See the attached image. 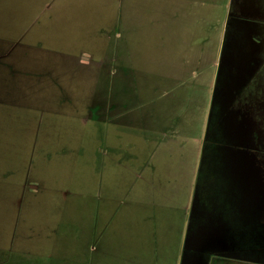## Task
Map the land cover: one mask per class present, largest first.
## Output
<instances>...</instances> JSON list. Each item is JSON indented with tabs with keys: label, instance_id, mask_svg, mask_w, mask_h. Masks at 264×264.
<instances>
[{
	"label": "rangeland",
	"instance_id": "rangeland-1",
	"mask_svg": "<svg viewBox=\"0 0 264 264\" xmlns=\"http://www.w3.org/2000/svg\"><path fill=\"white\" fill-rule=\"evenodd\" d=\"M244 4L245 18L234 16L238 9L230 13V0L202 4L211 51L197 80L184 87L182 104L176 88L164 97L167 85L157 80L167 71L169 12L181 14L183 0H125L120 14L115 1L0 0V264L93 262L92 235L100 232L103 216L92 207L111 202L95 171L117 169L113 161L105 169L96 155L108 132L96 112L107 105L105 91L121 90L136 107L126 119L127 139L130 128L137 139L151 137L157 105L158 115L168 119L178 109L187 114L184 138L179 130L169 133L171 143L157 137L173 150L184 139L182 161L176 152L164 153L163 169L182 170L193 183L199 172L205 186H217V173L226 170L239 173V186L250 182L253 194L238 197L253 206V237L243 243L253 247V260L264 263V0ZM25 26L31 32L23 38ZM23 40L45 45L40 60L22 61ZM121 46L127 59L136 51L131 74L114 61ZM85 56L93 62L80 59ZM10 67L15 73L8 78ZM157 84L158 100L150 94ZM127 158L125 169L132 168ZM27 179L39 190L19 187Z\"/></svg>",
	"mask_w": 264,
	"mask_h": 264
},
{
	"label": "crops",
	"instance_id": "crops-1",
	"mask_svg": "<svg viewBox=\"0 0 264 264\" xmlns=\"http://www.w3.org/2000/svg\"><path fill=\"white\" fill-rule=\"evenodd\" d=\"M103 1L118 2L119 14L125 2V0ZM211 1L217 0H208ZM230 1V13L235 8L238 9L235 17H247L245 0ZM206 2L207 0H183L181 14L177 13L174 7L172 10L175 13L169 12L170 40L165 45L168 50L167 71L157 81L167 85V90L162 92L164 97L176 88V94L181 100L183 99L182 104L187 92L184 87H188L191 78L197 80L199 69L201 70L205 65L206 56L211 51L207 46L209 39L206 37L209 28L204 25L205 19L201 20L199 13L202 4ZM235 2L238 5L240 3L241 6H234ZM44 16L40 15L39 18L46 19ZM48 17L50 21L53 19L51 22L53 24L56 18L55 12ZM175 25L178 33L175 32L176 27L170 29ZM120 27L123 28V23ZM23 31V38L31 32L29 26H25ZM24 42L22 61L40 60L38 56L42 55L39 51L44 50L45 45L40 42L31 44ZM221 46L222 35L218 39V51ZM122 48V46L119 48L118 57L115 56L114 61L118 62L125 72L131 74L132 69L129 67L133 66L132 60H136L134 58L137 57L136 51L127 59L122 53ZM13 49H15L13 46L9 47L8 54L13 55ZM30 55L34 58L29 59ZM80 59L88 63L93 62V58L89 56ZM103 59L101 62L105 64L106 59ZM9 63L15 67V59ZM135 66L138 67L136 64ZM28 71L30 72L29 69ZM9 73L11 75L15 73L13 68L10 67L8 70V78ZM158 84L150 92L152 99L158 100L161 94ZM117 97L121 99L119 102L116 101ZM126 97L123 90L109 96L105 91L104 98L107 105L104 110L102 108V112H96L99 116L101 114V122L107 124L105 130H108V136L105 133L106 138L102 142L103 148L97 149L96 155L103 156L105 169L109 161L116 162L117 169L95 171L93 168L98 173L99 189L108 191L104 195H107L111 202L103 203L100 207H92L93 211L103 216V220H101L100 232L95 230L92 235L94 242L91 247L93 253H91L93 261L91 264H177L176 261L178 264H264L260 260H253V247H248L246 242L243 243L244 240L250 239V236L253 237V206L247 197L245 199L242 196L241 202L238 197L242 192L253 194V187L249 186L250 182L248 185L239 186V173L226 170L217 173V186L211 183L205 186V181L199 182V174H201L199 172L193 176V183V179L189 180L188 175L182 170L163 169L161 157L164 153L176 152L179 161L185 156L184 139L176 140L179 142L174 143L177 146L176 150L170 148L168 144L173 142L170 139L172 137L170 132L174 134V131L179 130V137L184 138L183 131L190 128L187 114L178 109L170 119L161 111L162 115L159 116L156 109L158 101H156L157 106L150 114L151 137L137 139L135 132L138 131L130 128L132 137L127 139L124 131L128 130L129 125L126 124V119L132 111L135 112L136 107H129L132 103H127L126 100L130 97L125 99ZM92 108L93 103L91 114L94 112ZM136 119L139 118L135 117V121ZM161 135L171 141L169 143L159 141ZM125 156L131 162L132 168L125 169L122 165ZM22 186L23 190H39L37 186L30 185L28 179L19 187ZM181 257L184 261L180 262Z\"/></svg>",
	"mask_w": 264,
	"mask_h": 264
}]
</instances>
